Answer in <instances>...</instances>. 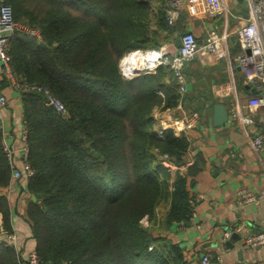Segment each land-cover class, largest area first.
I'll return each mask as SVG.
<instances>
[{"label": "trees", "instance_id": "1", "mask_svg": "<svg viewBox=\"0 0 264 264\" xmlns=\"http://www.w3.org/2000/svg\"><path fill=\"white\" fill-rule=\"evenodd\" d=\"M164 1L4 0L17 21L42 37L15 33L13 73L48 89L66 109L46 104L42 89L19 90L34 171L23 181L31 198L22 218L39 264H189L164 234L190 218L186 178L165 165L182 163L189 141L157 127L153 113L175 105L177 84L166 66L132 78L119 69L127 51L158 47ZM9 182L0 129L5 233L13 232L3 193ZM0 264H19L5 240Z\"/></svg>", "mask_w": 264, "mask_h": 264}, {"label": "crops", "instance_id": "2", "mask_svg": "<svg viewBox=\"0 0 264 264\" xmlns=\"http://www.w3.org/2000/svg\"><path fill=\"white\" fill-rule=\"evenodd\" d=\"M247 9V0H225L221 12L211 13L203 0H186L173 24L164 20L166 29L160 31L158 38L157 48L169 54L177 51L176 41L185 32H191L202 44L213 29L226 43L224 56L205 52L188 62L184 71L186 91L180 93L175 89L179 94L175 105L157 108L154 113L159 128L170 127L174 120L187 118L192 112L199 113L193 127L180 132L172 129L176 135L188 139L189 148L182 163L169 167L173 176L175 173L185 176L194 214L188 222L174 224L164 232L180 245L189 264H200L204 254L211 257L208 264H264V246L244 248L236 233L222 238L223 230L230 224H243L246 233L264 229V198L258 196L257 204L242 205L235 194L238 188L257 192L264 186V147L255 151L250 145L254 134L264 132V106L248 105L249 97L258 94L252 89L264 92V82L258 90L251 81H245L234 58L241 49L236 31L246 22ZM0 91L8 98L2 110L5 132L2 139L16 147V137L22 129L21 97L19 90H13L4 80L0 81ZM216 102L225 105L227 115L236 106L242 117L249 115L253 121L245 124L227 118L222 125H215L212 106ZM20 192L22 187L17 183L9 184L3 191L10 218H15L10 223L17 243L26 251L33 248V243L22 215L31 197Z\"/></svg>", "mask_w": 264, "mask_h": 264}, {"label": "built area", "instance_id": "3", "mask_svg": "<svg viewBox=\"0 0 264 264\" xmlns=\"http://www.w3.org/2000/svg\"><path fill=\"white\" fill-rule=\"evenodd\" d=\"M186 0H165L162 7L165 11V19L168 24H173L181 7ZM205 7L211 13H218L224 8L225 0H203ZM248 16L246 22L236 31V37L241 44L240 51L235 55V61L239 64L245 77V81H251L253 86L259 90L264 82V0H247ZM24 31L34 36L37 41H42L41 34L37 28L30 27L25 23L17 21L12 13L10 5L4 0H0V81L4 80L13 90L21 88H38L42 89L46 95V104L53 105L54 108L66 114L63 103L56 97L52 96L48 89L38 85H27L18 79L13 73L10 66V41L16 32ZM181 45L173 54H169L163 48H145L143 50L134 49L126 52L120 62L119 69L125 78H132L135 75L154 72L158 66H166L175 79L180 93L186 91L185 66L198 54L209 52L216 57L226 54V43H223V37L219 36L215 30L208 31L207 38L204 43L199 44L195 36L191 32H185L179 36ZM136 55L141 64L137 60L131 59L124 63V59L128 56ZM135 68V69H134ZM262 82V83H261ZM261 83V84H260ZM8 98L0 91V129L2 137L4 136V118L2 110L7 106ZM250 106H264V92L258 91V94L248 99ZM199 118L198 112H192L187 118L176 119L170 124V128L178 132L187 128H191L196 124ZM228 118L250 124L253 120L249 115H240V111L236 106H232L229 110ZM19 135L16 137V147L9 144L4 138L2 139L3 151L10 165V182L23 185V181L33 174V168L28 160L29 145L27 141V129L22 122ZM161 134V130L158 131ZM250 145L255 151H260L264 147V132L256 133L250 139ZM166 157V155H163ZM20 163V166L17 163ZM165 165L171 167L169 161ZM258 193V194H257ZM239 203L257 204L259 197L264 198V186L257 192L246 188H238L235 192ZM194 213L191 212L190 216ZM146 223V222H145ZM244 231V232H243ZM232 233L239 236V241L244 248H256L264 246V229L253 233H246L243 224H230L225 227L222 232V238L227 239ZM0 240H5L8 244L16 245L17 235L5 233L0 226ZM24 255L22 264H39L37 252L34 248H30ZM210 255L204 254L200 258V264H208ZM217 260L220 257L217 256Z\"/></svg>", "mask_w": 264, "mask_h": 264}, {"label": "water", "instance_id": "4", "mask_svg": "<svg viewBox=\"0 0 264 264\" xmlns=\"http://www.w3.org/2000/svg\"><path fill=\"white\" fill-rule=\"evenodd\" d=\"M178 47L181 45L180 38L176 41ZM253 93H258L257 90L252 89ZM213 122L215 125H222L227 121V109L223 103L216 102L212 106Z\"/></svg>", "mask_w": 264, "mask_h": 264}, {"label": "rangeland", "instance_id": "5", "mask_svg": "<svg viewBox=\"0 0 264 264\" xmlns=\"http://www.w3.org/2000/svg\"><path fill=\"white\" fill-rule=\"evenodd\" d=\"M137 49H140V50H143V49H145V48H137ZM132 50H134V49H132ZM131 51V50H130ZM128 52V51H127ZM125 54V53H124ZM123 54V55H124ZM122 55V56H123ZM122 58V57H121ZM121 58L119 59V62H120V60H121ZM185 92V91H184ZM184 92H182V93H184ZM155 111L156 110H154V112L153 113H155ZM21 187H23V190H22V192H20V194L22 195V196H25V197H28L27 196V192L26 191H24V187H25V185H20ZM9 188V185L7 186V189ZM26 189V188H25ZM24 191V192H23ZM5 195V194H4ZM14 218V217H13ZM10 222L13 224L14 222H15V218H14V220L13 219H11L10 218ZM143 222L145 223L146 222V220L145 219H143ZM0 226H2V216H1V214H0ZM2 228V227H1ZM13 247H14V250L17 252V259H18V262H19V264H22L23 262H21V257H24V255H26L27 254V251H25V250H23L22 248H21V246L20 245H18V243L16 242V245L14 244L13 245ZM210 260H211V258H210Z\"/></svg>", "mask_w": 264, "mask_h": 264}, {"label": "bare ground", "instance_id": "6", "mask_svg": "<svg viewBox=\"0 0 264 264\" xmlns=\"http://www.w3.org/2000/svg\"><path fill=\"white\" fill-rule=\"evenodd\" d=\"M134 57V60H137L138 61V64H141V60H139L140 58H138L136 55H131V56H128L124 59V63H127L128 61H130L131 59H133ZM135 69V68H134Z\"/></svg>", "mask_w": 264, "mask_h": 264}]
</instances>
